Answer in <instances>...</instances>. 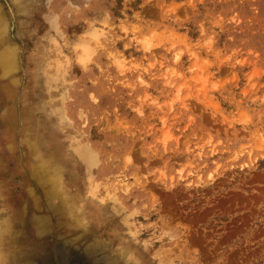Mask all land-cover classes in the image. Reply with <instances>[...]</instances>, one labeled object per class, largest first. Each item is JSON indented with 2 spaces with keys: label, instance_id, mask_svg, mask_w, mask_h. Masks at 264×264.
I'll list each match as a JSON object with an SVG mask.
<instances>
[{
  "label": "rangeland",
  "instance_id": "obj_1",
  "mask_svg": "<svg viewBox=\"0 0 264 264\" xmlns=\"http://www.w3.org/2000/svg\"><path fill=\"white\" fill-rule=\"evenodd\" d=\"M0 19L8 264H264V0Z\"/></svg>",
  "mask_w": 264,
  "mask_h": 264
},
{
  "label": "bare ground",
  "instance_id": "obj_2",
  "mask_svg": "<svg viewBox=\"0 0 264 264\" xmlns=\"http://www.w3.org/2000/svg\"><path fill=\"white\" fill-rule=\"evenodd\" d=\"M1 20V19H0ZM1 23H2V21H1ZM0 23V24H1ZM0 36H2V34H1V32H0ZM3 42V40L1 41V43ZM8 59V58H7ZM8 63L7 62H5V61H0V68L1 67H4V65L6 66ZM7 117H9V116H7ZM8 122V121H7ZM10 126V125H9ZM34 139V138H33ZM39 140V139H38ZM89 151V150H88ZM90 152V151H89ZM50 165V164H49ZM50 167V166H49ZM40 182V181H39ZM8 222H9V220L6 222V225L8 224ZM15 223H16V221H14ZM7 227H9L8 225H7ZM10 230V229H9ZM4 233V232H3ZM2 233V231H0V237H1V235L3 234ZM3 236H5V234L3 235ZM3 236L0 238L1 240H2V238H3ZM1 240H0V264H8V262L9 261H7V259H5L4 258V256H5V252L2 250V245H1ZM5 243V242H4ZM4 246V245H3ZM9 257V256H8ZM11 261V260H10ZM14 261V260H13ZM13 264V263H12Z\"/></svg>",
  "mask_w": 264,
  "mask_h": 264
}]
</instances>
